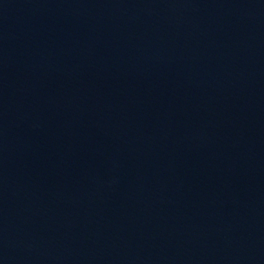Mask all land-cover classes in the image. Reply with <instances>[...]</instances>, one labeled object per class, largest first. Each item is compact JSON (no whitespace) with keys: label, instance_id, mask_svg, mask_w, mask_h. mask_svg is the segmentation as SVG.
<instances>
[{"label":"water","instance_id":"water-1","mask_svg":"<svg viewBox=\"0 0 264 264\" xmlns=\"http://www.w3.org/2000/svg\"><path fill=\"white\" fill-rule=\"evenodd\" d=\"M0 264H264V0H0Z\"/></svg>","mask_w":264,"mask_h":264}]
</instances>
